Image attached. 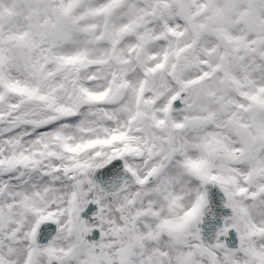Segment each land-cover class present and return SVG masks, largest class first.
<instances>
[{
	"label": "snow or ice",
	"instance_id": "obj_1",
	"mask_svg": "<svg viewBox=\"0 0 264 264\" xmlns=\"http://www.w3.org/2000/svg\"><path fill=\"white\" fill-rule=\"evenodd\" d=\"M0 264H264V0H0Z\"/></svg>",
	"mask_w": 264,
	"mask_h": 264
}]
</instances>
